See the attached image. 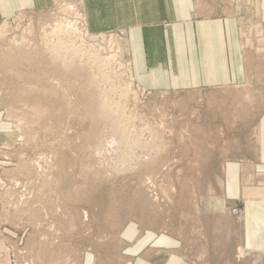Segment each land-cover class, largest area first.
<instances>
[{"label": "rangeland", "instance_id": "1", "mask_svg": "<svg viewBox=\"0 0 264 264\" xmlns=\"http://www.w3.org/2000/svg\"><path fill=\"white\" fill-rule=\"evenodd\" d=\"M247 6L228 0L227 10L242 17L246 83L182 92L137 86L122 35L92 34L83 0L0 17V264H82L86 254L118 261L130 225L176 235L193 261L207 243L221 248L204 216L222 214L223 176L192 171L199 147L217 161L236 155L234 140L264 113V25ZM66 21L81 30L74 38ZM67 45L78 51L70 65L56 57ZM103 111L132 145L123 165ZM212 119L227 126H208Z\"/></svg>", "mask_w": 264, "mask_h": 264}, {"label": "crops", "instance_id": "2", "mask_svg": "<svg viewBox=\"0 0 264 264\" xmlns=\"http://www.w3.org/2000/svg\"><path fill=\"white\" fill-rule=\"evenodd\" d=\"M237 1L245 8L249 5L264 25V0ZM83 3L92 34L122 35L132 80L144 90H213L240 87L248 79L242 17L227 12L228 0ZM51 5L52 0H0V17L11 19L25 12L45 11ZM210 124L227 126L223 119L220 123L212 119ZM252 132L249 129L234 140L239 143L236 155L221 153L219 161L212 152L199 147L203 153L196 159L201 161L192 171L223 176L222 214L204 216L216 223L213 235L220 236L221 248L207 243L203 251L194 253L193 261L185 255L182 240L176 235L130 225L123 232L124 247L118 261H98L86 254L82 264H230V255L235 264H264V113L258 114ZM213 138L214 134L204 135L196 142H212ZM234 205L240 210L238 216L228 212L227 208Z\"/></svg>", "mask_w": 264, "mask_h": 264}, {"label": "bare ground", "instance_id": "3", "mask_svg": "<svg viewBox=\"0 0 264 264\" xmlns=\"http://www.w3.org/2000/svg\"><path fill=\"white\" fill-rule=\"evenodd\" d=\"M60 40V39H59ZM54 49H55V47H54ZM65 51H66V53L67 54H61V53H56V57L57 58H59V60H61V62L63 63V64H66V65H70L73 61H74V59L75 58H77L78 57V51L76 50V48H74L72 45H67V46H65ZM93 55V54H92ZM67 57L69 58V59H67ZM81 60H82V57L80 58ZM81 65V64H80ZM107 76V75H106ZM108 110V109H107ZM114 115V114H113ZM101 116H102V118L103 119H110V121H112L113 122V131H114V134L115 135H117V136H113V140H115L116 142L118 141L119 142V145L121 146V144L123 145V149H121V151H120V162L121 163H118V166H120V165H123L122 164V161H126L127 162V158H129V153L131 152L130 151V149L132 148V145H130V142H128V141H126L125 139V141L123 140L122 141V137L124 136V135H122V133L124 132V130L122 129V127L120 128V125L118 124V120L116 121V119H114L113 117H112V115L110 114V111L109 112H107V111H103L102 112V114H101ZM118 118V117H117ZM129 123V122H128ZM124 133H126V132H124ZM118 138V139H117ZM111 140V139H110ZM112 142V141H111ZM108 144H110V142L108 143ZM99 146H100V144H98ZM106 145V144H105ZM113 146V145H112ZM118 146V145H117ZM140 146V145H139ZM109 147H110V145H109ZM115 148V147H114ZM98 148H96V150H97ZM107 149V148H106ZM137 149V148H136ZM112 150V149H111ZM118 150H120V149H118ZM117 150V151H118ZM157 150V149H156ZM115 151V150H114ZM107 152H108V150H107ZM116 152V151H115ZM101 153V152H100ZM110 153V152H109ZM113 154V153H112ZM115 154V153H114ZM113 154V155H114ZM118 154H119V152H118ZM116 155V154H115ZM111 159V158H110ZM117 159V158H116ZM114 160V159H113ZM130 162V161H129ZM116 163V162H115ZM116 167V166H115Z\"/></svg>", "mask_w": 264, "mask_h": 264}, {"label": "built area", "instance_id": "4", "mask_svg": "<svg viewBox=\"0 0 264 264\" xmlns=\"http://www.w3.org/2000/svg\"><path fill=\"white\" fill-rule=\"evenodd\" d=\"M83 21H84V19L82 20V22ZM84 24H85V22H84ZM63 25L72 29V33L70 34V36L72 38H74V36H75L74 34L75 33H78L79 31H81L78 28L79 27L78 24L76 25L75 23H69L68 21H66ZM48 39H49L48 42L52 44V43L56 42L59 38H57L56 35L55 36L54 35H49ZM76 40H79V39H76Z\"/></svg>", "mask_w": 264, "mask_h": 264}]
</instances>
